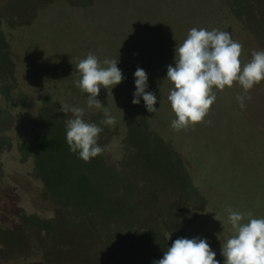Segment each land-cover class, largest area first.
Wrapping results in <instances>:
<instances>
[{"label":"trees","instance_id":"obj_1","mask_svg":"<svg viewBox=\"0 0 264 264\" xmlns=\"http://www.w3.org/2000/svg\"><path fill=\"white\" fill-rule=\"evenodd\" d=\"M193 27L230 32L243 66L264 51V0H0V264H153L176 239L197 237L224 264L222 242L233 234L225 209L244 214L242 223L248 212L264 218V115L249 117L247 98L240 108L238 84L214 90L203 122L171 128L167 67ZM31 42L37 69L47 70L27 79L16 72L29 67ZM90 50L101 63L118 60L124 76L112 96L102 88L97 97L114 126L100 124L103 111L75 86V64ZM49 61L61 66L43 67ZM137 67L156 113L142 97L132 103ZM249 95L264 102V82ZM61 104L103 128L102 155L86 163L70 152L72 114ZM6 153L30 191L7 185Z\"/></svg>","mask_w":264,"mask_h":264},{"label":"clouds","instance_id":"obj_2","mask_svg":"<svg viewBox=\"0 0 264 264\" xmlns=\"http://www.w3.org/2000/svg\"><path fill=\"white\" fill-rule=\"evenodd\" d=\"M242 50L243 45L235 41L230 32L215 28L207 30L193 27L186 39L177 43L174 50L175 66L168 65L166 78L171 84L167 99L175 115L171 121L174 131L187 130L204 121L217 99L214 90L223 92L226 87L231 89L234 84H238L242 93L236 99L240 108H245V99H251L250 90L264 82V51L253 50L251 59L242 66ZM75 73L79 76L75 86L87 94V107L103 111L101 125L114 126L115 117L97 97L102 88L108 92V96H112V89L123 81L118 60L104 59L101 63L97 56L89 52L86 58L79 59L75 64ZM134 77L136 91L132 103L139 105L142 97L147 111L156 113L157 98L155 93L147 90L146 71L137 67ZM59 111L72 114L65 120L66 142L71 153L77 154L79 159L87 163L106 151L107 146L98 143L103 128L84 120V108L61 104ZM225 211L233 234L222 242L224 264H264V218H252L253 213L248 212L247 222L242 223L244 214L231 208ZM218 239L221 240L220 234ZM153 264L220 262L208 241L197 237L176 239L164 250L163 257L154 260Z\"/></svg>","mask_w":264,"mask_h":264},{"label":"rangeland","instance_id":"obj_3","mask_svg":"<svg viewBox=\"0 0 264 264\" xmlns=\"http://www.w3.org/2000/svg\"><path fill=\"white\" fill-rule=\"evenodd\" d=\"M38 42L42 43L43 41L42 42L41 41H38ZM44 44H45V42H44ZM44 44L42 43L43 46H45ZM27 46H28V48L31 47V50H32V51H30V54L31 55H29V56L27 55L28 56L27 61H29V67H28V62L27 63L26 62L23 63L21 65V67H19L17 69L16 74L19 77L20 76H22V77L24 76V77H27V79H28L29 77H32V76L33 77L39 76L41 74L40 71H45V70H47V68H44L42 70L40 69V71H39V69H37V62L36 61H37V58L38 57L36 56V53L35 52H38L39 51V50H37L39 48L38 44H36V42H31L30 44H27ZM60 47H64V46H60ZM42 51H44V50H42ZM89 52H92V50H90ZM70 53H71L70 50H67V51H65L64 54H70ZM88 53H86V54H88ZM47 55H49V52L48 53H45L44 57L47 56ZM52 62L53 61H49L43 67L51 64ZM59 66H61V63H59V65H56L57 68L56 67L53 68L52 65H49L47 67L49 69H52L54 71H57V69L59 68ZM30 67H31L32 71H31ZM249 102L250 103H249V106L248 107L251 109L250 114H249V117H251L253 119H256L257 117H260V114L262 116L264 115L263 114L264 113V102L263 101H261V100L259 101V99L256 97V98H253L252 100H249ZM17 140H18V138L15 137V143H18ZM4 156H6L5 157V160L3 159L4 164H6V166H5L6 175H8V173H10L8 175L10 177H9L8 181L6 182L7 185L10 186V187H12V186L15 187L18 190L17 192H20V191L21 192H25L26 190L30 191L29 190V185L26 184V182L24 181V179H22V178H24V176L23 177L21 176V174L25 170H23V169L21 170V168H18L16 166H10V163L12 162L11 157L9 156L8 153H6ZM15 162H16V160L12 163V165L15 164ZM242 178L243 177H241L240 179H242ZM238 181H239V179H237V182ZM217 182H219V181H217ZM234 186L238 187L239 184L236 183V185H234ZM233 189L235 190V187H233Z\"/></svg>","mask_w":264,"mask_h":264}]
</instances>
